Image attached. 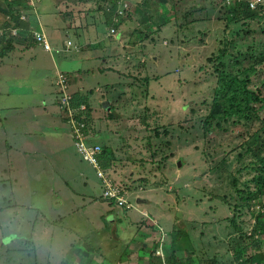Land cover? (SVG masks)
<instances>
[{"label": "rangeland", "instance_id": "374dc122", "mask_svg": "<svg viewBox=\"0 0 264 264\" xmlns=\"http://www.w3.org/2000/svg\"><path fill=\"white\" fill-rule=\"evenodd\" d=\"M61 1L30 0L33 8L21 12L17 22L5 0H0V21L7 16L15 26L8 37L0 33V50L11 47L0 56V120L19 118L20 111L33 117L36 106L42 115L39 105L47 99L45 86H40L44 74L37 71L43 67L35 55L51 63V54L66 76L77 72L86 77L90 70L77 84L84 94L96 81L92 51L103 64L105 57L108 61L110 53L125 46L126 55L111 60L107 69H118L114 63L123 61L121 70L130 72L138 67L132 68V59L142 60L155 50L160 54L153 56H166L169 61L156 67L158 73L171 68L170 72L179 74L180 65H191L187 77H192L185 85L175 80L166 86L165 90H172L173 106L169 99H160L162 91L149 92L152 79H140L136 69L130 78L124 72L121 76L113 73L100 79L123 84L110 93L109 110L104 89L110 86L97 94L104 99L102 103L86 94L87 104L74 106L72 114L64 110L65 123L61 121L59 127L66 150L56 151L57 162L63 159L71 170H61L74 180L65 182L63 189H21L3 181L10 174L4 173L5 154H0V264H239L237 256L247 259L244 244L261 240L249 252L264 250V185L255 182L262 174L257 166L264 164V64L253 62L257 48L264 46V17L247 20L232 15L236 1L251 0H80L81 4L89 2L91 9L71 13L76 17L99 14L96 21L100 24H96L103 38L102 43L82 46L76 33H92L95 21L87 18L76 27H67L74 37L61 31L60 17L66 13L57 9ZM51 5L54 13L48 12ZM258 5L264 8V0ZM111 9L126 18L118 19L117 32L105 25V12L113 14ZM25 20L29 22L22 25ZM36 22L44 28L42 36L30 27ZM117 40L121 41L118 47L114 45ZM35 45L44 52L34 54ZM157 72L154 79L160 76ZM30 75L40 85H26L24 80ZM73 94L72 88L58 87L50 102L58 105L61 100L59 106L63 105ZM151 94L156 100L153 105ZM92 103L93 130L92 121L87 123L78 112L92 108ZM83 128L102 146L97 170L82 161L85 154H77L73 135ZM104 151L112 157L107 167L101 163ZM32 160L37 158H28ZM99 172L114 181L106 180L102 186ZM109 185L134 202L130 210L119 208L115 200L104 201L102 191ZM138 197L147 201L137 202ZM13 233L27 238L10 241ZM159 241L166 245L156 254Z\"/></svg>", "mask_w": 264, "mask_h": 264}, {"label": "crops", "instance_id": "0c3cea01", "mask_svg": "<svg viewBox=\"0 0 264 264\" xmlns=\"http://www.w3.org/2000/svg\"><path fill=\"white\" fill-rule=\"evenodd\" d=\"M79 1L80 0H71V1L62 0L61 2L63 5L61 4L59 5V7H57L59 12L61 9H64L66 12L65 14H63V16L60 17V19L62 20L61 22L62 26H60L59 29L61 31L65 29L73 37L75 36V34L72 33V31L70 32V30L67 27L72 28L76 24H80L81 22H84L87 18H89L88 20L91 21L95 17L94 15L87 17L82 14H80L79 17H76V13H78L77 11L91 9L90 8L91 4H89V2L81 4ZM73 9H77V10L75 11ZM71 12H76V13L73 15ZM68 16H71V17H68ZM28 22H29L28 20H25L22 23V25H26ZM97 24L95 22V25L92 26V33H86V32H82L80 34L76 33L79 39L78 43L81 44V46L102 43L103 41V38H101L102 34L98 32ZM33 26L34 28L31 26V29L37 32L39 36H42L44 33V28L42 27L41 23H39V25L35 23ZM100 38H101V42L99 40ZM117 39L122 40L120 37H118ZM118 40L114 43L116 47H118V45H121V41H118ZM146 43L148 44V50L152 49L153 46H151L152 45L151 41L149 40V42H146ZM110 44L113 45L112 42ZM37 46L38 45H35L32 49V51H34V54H36L39 50L41 52H44L41 48ZM110 48H112V46H110ZM143 51H146V50L144 49ZM154 52L156 51L155 50L149 51V55L147 56V58H144L142 60L140 58L132 59L133 61L132 68L138 66L137 68H135L138 71L137 72L139 74L138 77L140 79L142 78L152 79L149 82V92L151 91L156 92L157 89L158 91H161L159 88H156L154 86L156 83L155 82L156 79H154V73L157 72L156 67H160L159 65L164 64L166 61L169 62L168 59L165 58L166 56L161 57L160 59H158L157 56H153ZM94 53L95 52L92 51V60H93L92 78H96V81L92 84V89L90 90V92H87L86 94L91 96V98H93L95 101H98V104H99V103H102L104 99H102L101 97H98L97 94L103 90L104 86H110L109 89L107 90L104 89V94H106L105 96L108 99L106 101L105 106H106V110H109V106L111 103L110 100L112 98V97L111 98L109 97L110 93L112 91H115L116 89L118 90L121 89L122 88L121 86L123 84L120 82H117L115 84L102 83L100 79H102L103 77L105 79H108L110 77V74L112 75L113 73L121 76V72H124L121 70L124 67L123 61L114 63L115 65H117L118 69L112 68V70H109L107 68H109L108 64H110L111 60L115 61L116 59H120V55L121 56L126 55L127 53L126 47L124 46L122 49L110 53L109 60L107 61V58L105 57L104 59L105 63L103 64L100 62V60H103V59L98 58L97 56H94ZM15 54L16 52L10 53V55H15ZM157 54H160V53H157ZM49 57L51 59V63H49V59L45 60L44 57H37L36 55L34 56V59L37 60L40 66L43 67L37 70V71L43 72L44 74L42 75L43 82L41 83V85L38 84L39 82L37 80L35 81L31 77V75L28 76L27 79L24 78L25 84L28 85L29 87H31L33 84H35L36 86L40 85L41 87L45 86V88L43 89L45 90L43 94H45V99L47 100L44 101V104L42 103L41 105H39L40 107L43 106L41 107L42 111H40L42 115L36 111V107L39 108L38 106H36L34 107L35 109L33 110V117L31 116V113L26 115L24 111H20L19 118L13 117L8 122H6L5 120L4 121L0 120V125L2 128V132H3L2 134L3 136L0 137V145L3 146L1 147L2 152H0V154L2 153L5 154L4 155L5 159L2 160V167L7 170V172H4L5 174H7V176H9L10 174L9 177L2 178V180L9 181L15 187L18 186V188H21V189H30V188L45 189V190L63 189L64 187H66V185L64 184L65 182L69 183L74 180L73 177H70L71 175L67 176L64 173V170H61L63 167L71 170V168L63 162V159H61V162L59 163L57 162L58 154L56 151L63 152L66 150L63 144V139H65L63 136V128L59 127V123L61 121L64 122L65 120V116H64L65 111L64 110L62 111V109L60 108V110L63 112V115L61 114L63 116V119H61L62 117L59 113L60 112L59 105L52 104L50 102L51 100L50 97L57 90V87H56V81H57L56 79L58 76L57 74L63 73V72L57 68L51 54H49ZM148 63L150 65L147 67L146 65ZM50 64H51V68H49ZM191 67H192L191 65L189 66L180 65L178 67V68H181V71H179V74H177L174 70L170 72L171 68L167 71H164L161 73L157 72V73H158V76L163 74V76H167V77L169 76L173 79L172 81L170 80V83L168 85H170L172 82H175V80L177 81L178 85H182V84L185 85L187 82L190 81L192 77V76H189V78L187 77V75L191 74L190 73ZM20 68H22V66H19L18 68L13 66V69H16V70ZM147 68L148 70H146ZM135 69L130 70V72H124L125 73L124 75L125 76L127 75L130 78V73L132 71H135ZM86 72H88V74L86 75L87 77L88 75H90V70H86ZM22 76L23 77L26 76V72L23 73ZM70 76H71L70 78L71 88L74 94L78 93L79 96H82V97L86 95L80 92L77 88L78 81H83V79H85L86 77L80 76L77 72L70 74ZM83 89H84L83 87L80 88V90H83ZM123 93L120 95H115V96H121L123 95ZM149 97L151 98V103L153 105L156 101L155 97L153 94H151ZM175 103L176 102H172V105L174 106ZM47 106H48V109L46 110L45 108ZM130 106H134V105L130 104ZM89 108L92 114V112H94L93 103H92V108L90 106ZM56 112L59 113L60 118L56 115ZM99 114H100V110H99ZM40 136H43L44 138L40 139L39 138ZM29 157H32V158L35 157L37 158V160L36 161L32 160L31 162H29L28 161ZM82 161L84 163H87L85 160H82ZM33 167H36V168H33ZM34 172H39L40 175L34 178L31 176L32 173ZM43 172H47L48 174L43 175L42 174ZM69 172L72 173V171H69ZM77 172H79L80 176L81 175L83 176L82 172H80V169ZM75 180H78L77 175H76ZM32 181L33 182L36 181L38 184L36 186H32L31 185ZM99 181L102 184V186H104V183L100 179ZM54 213L56 212H53L52 215L53 217H56L55 220L60 221L59 215L57 213L56 215H54Z\"/></svg>", "mask_w": 264, "mask_h": 264}, {"label": "trees", "instance_id": "16d2710c", "mask_svg": "<svg viewBox=\"0 0 264 264\" xmlns=\"http://www.w3.org/2000/svg\"><path fill=\"white\" fill-rule=\"evenodd\" d=\"M67 1H71V0H67ZM5 2L7 3V8L9 10V12H11V14H13L12 16L14 17L15 21H17V22L19 20L21 12L23 13V11L33 8V5H32V3H30V0H5ZM236 2L237 3L234 4V8L232 10V15L235 18L253 20V19H259L261 17H264V14H263L264 13V8H261V6L260 7L258 6L256 9H253V8H251L250 1L249 2L248 1H243V2L236 1ZM15 6H17L18 9H19L16 12H15ZM113 6H116V3ZM127 7L128 6L126 5L125 7H123V9H127ZM119 8H122V7H119ZM18 11H20V12L18 13ZM115 11L116 10H113V12H115ZM48 12L54 13V5H51V6L48 7ZM111 12H112V9H111ZM92 15H94L96 17V18L94 17L93 20L95 22L99 23L98 21H96L97 16L99 14L96 13V14H92ZM123 15L124 14H120L119 12L117 14L108 13V15H107L106 12H105V16L108 19L105 22V25L107 26L109 24L110 25V29H115V32H117L118 29H119V26L121 24V23L118 22V19L122 18L120 22L125 21V19H126L125 17H123ZM5 18H4L5 21L4 20L0 21V23H1L0 29H3V32H0V33H3V35H6V37H8V35L11 33L10 30L15 29V26L12 25ZM89 22L92 23V20L89 21ZM36 24H38V22H36ZM31 26L34 28L32 23H31L30 27ZM262 32L264 33V30ZM119 33H117V38L120 36ZM10 48H11L10 46H7L6 49H1L0 50V56L4 57L11 50ZM257 51H258V54L256 56H253V62H255L256 65L257 64H261V63L264 64V46L263 47L259 46L257 48ZM63 75H64L63 78L65 79L66 88H64V86L62 84H60V76L59 75L57 76V79H56L57 80L56 81V87L57 88L60 87V89L63 88L64 90H67L68 88L70 89L71 88V80H70L71 76L70 75L66 76V74H63ZM170 80L172 81L173 79L171 77H169V76L168 77L167 76H163V74L160 75L155 80L156 83H155L154 86L156 88H159L162 91L161 95H160V99H162V100L164 99V101L169 99V97L172 94V90H171L170 87L167 90H165L166 86L170 83ZM173 87H175L174 84H173ZM175 89H177V88L175 87ZM73 96H74V100L72 102V106L73 105L76 106V105L81 104V103L87 104L83 100L84 98L82 96H79L78 93L74 94ZM173 99L174 98H170L169 99L171 104L173 102ZM60 103H61V100L58 101V105ZM90 121H92V117L88 116L86 118V122L90 123ZM155 130H157V129H155ZM101 152H102V150H101ZM103 158H104V160L101 163H103L104 167L109 166L110 162L112 161L111 154L109 152L105 153V151H104ZM257 171H260L262 174H260L259 176L255 177V182L256 183H260L261 182L264 185V164L261 165V166H257ZM111 179L114 180L112 177H111ZM104 201H106V199H104ZM111 218L113 220V216ZM25 238H27V236H24V237L20 238L19 235H17V233H13L12 236L9 237L10 241L14 240V239H21L20 240L21 242L24 241ZM255 242L258 243L259 246L262 244L261 240H254L253 243H251V244H244V252H245V254L247 256V259L246 258H241V256H237L236 260L239 261V264H264V250H262V251L261 250L250 251L249 252L251 247L258 246ZM31 258L36 259L35 252H31Z\"/></svg>", "mask_w": 264, "mask_h": 264}, {"label": "built area", "instance_id": "2783aa9c", "mask_svg": "<svg viewBox=\"0 0 264 264\" xmlns=\"http://www.w3.org/2000/svg\"><path fill=\"white\" fill-rule=\"evenodd\" d=\"M39 36V35H37ZM47 49H49V46H46ZM60 84H62L64 86V88H66L65 85V79L63 78L62 75H60ZM63 105L67 106L69 112L72 114L73 109L71 108V97H69L67 99V102L63 101L62 102ZM82 110H85V107H83ZM76 137L80 140V142H78V147L79 150L81 151V153L85 154V159L87 161H89L91 164H93L94 167H98L97 166V158L101 152L100 147L96 146V148L94 147H89L85 144L84 140H85V134L83 136V132L82 129H77L75 131ZM99 176L102 177L104 179V181L106 182V180L108 182H110L109 178H105L100 172H99ZM104 197L110 200H115L117 203H119L120 205H123L125 203H127V200H125L124 197L121 196L120 194V190L116 187V186H108V188L105 189L104 192Z\"/></svg>", "mask_w": 264, "mask_h": 264}, {"label": "clouds", "instance_id": "9594fccd", "mask_svg": "<svg viewBox=\"0 0 264 264\" xmlns=\"http://www.w3.org/2000/svg\"><path fill=\"white\" fill-rule=\"evenodd\" d=\"M258 3H259V0H251L250 1V5H251V8H253V9H256L259 5H258ZM18 29V28H17ZM59 75V74H58ZM74 95V94H73ZM73 100H74V96H71V108L74 110L75 108H74V105L72 106V102H73ZM59 108H61L62 109V111L63 110H65V111H68V107L67 106H65V105H60L59 106ZM79 112V114L80 115H82V116H84L85 118H87L88 116H91V117H93L92 116V114H91V111H90V108L89 107H85V110H82V111H78ZM63 114V113H62ZM93 124H94V121L92 120V130L94 129V126H93ZM82 132H83V136H84V134H85V140H84V142H85V144L87 145V146H89V147H94V148H96V146H98V147H100V149L102 150V146L99 144V143H95V141H94V139L96 138V136L95 137H90V135H89V132H88V129H86V128H83L82 129ZM73 139H74V144H75V147H76V150H77V152L78 153H81V151L79 150V147H78V142H80V140L76 137V134L74 133V135H73ZM83 160H85L91 167H93L95 170H97L96 169V167H94L93 166V164H91L89 161H87L86 159H83ZM98 172V171H97ZM98 175H99V173H98ZM100 177V176H99ZM107 178H111V176L109 177V176H107ZM103 183H105V181H104V179L101 177V179H100ZM110 181H112V179H110ZM114 181V180H113ZM106 189V188H105ZM105 189H104V191H103V193H102V195L101 196H103L104 197V192H105ZM41 190H45V189H41ZM55 190H60V189H55ZM46 198L48 199V200H50L51 199V195H46ZM105 198V197H104ZM139 198V199H138ZM138 198H135V199H138L137 200V202H139V200H140V197H138ZM106 200H109V199H107V198H105ZM143 200V199H142ZM133 204H134V202L131 200V199H129L128 201H127V203H125V204H123V205H121V207H119V208H124V209H128V210H130V208L131 207H133ZM11 209V208H10ZM9 209V210H10ZM15 209V208H14ZM160 229V228H159ZM166 245V242H164V241H159V244H158V246H157V248H156V251H155V253L156 254H158L159 253V250L160 249H163V247Z\"/></svg>", "mask_w": 264, "mask_h": 264}, {"label": "water", "instance_id": "95a60500", "mask_svg": "<svg viewBox=\"0 0 264 264\" xmlns=\"http://www.w3.org/2000/svg\"><path fill=\"white\" fill-rule=\"evenodd\" d=\"M147 200L143 199V200H139V202H146Z\"/></svg>", "mask_w": 264, "mask_h": 264}]
</instances>
